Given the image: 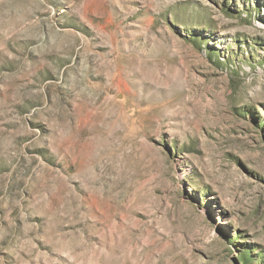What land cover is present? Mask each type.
<instances>
[{"label":"rangeland","instance_id":"obj_1","mask_svg":"<svg viewBox=\"0 0 264 264\" xmlns=\"http://www.w3.org/2000/svg\"><path fill=\"white\" fill-rule=\"evenodd\" d=\"M0 264H264V0H0Z\"/></svg>","mask_w":264,"mask_h":264},{"label":"bare ground","instance_id":"obj_2","mask_svg":"<svg viewBox=\"0 0 264 264\" xmlns=\"http://www.w3.org/2000/svg\"><path fill=\"white\" fill-rule=\"evenodd\" d=\"M108 2H109V1H108ZM110 2H111V1H110ZM111 4H112V3H111ZM172 101H173V100H172ZM172 101H171V103H172ZM134 103H135V102H134ZM123 104H124V103H123ZM129 104H130V102H129ZM167 104H170V102L167 103ZM174 104H175V103H174ZM179 104H180V103H179ZM131 105H132V104H131ZM170 105H171V104H170ZM172 105H173V104H172ZM175 105H176V104H175ZM153 107H154V106H152V109H153ZM164 107H165V106H164ZM166 107H167V106H166ZM128 108H129V106H128ZM125 109H126V108H125ZM160 109H161V108H160ZM179 109H180V108H179ZM166 110H168V109H166ZM150 111H151V110H150ZM168 111H169V110H168ZM176 111H178V110H176ZM176 111H175V112H176ZM179 111H180V110H179ZM152 112L154 113V110H153ZM152 112H151V113H152ZM158 112H159V111H158ZM170 112H171V111H170ZM170 112H169V113H170ZM175 112H174V113H175ZM149 113H150V112H149ZM151 113H150V114H151ZM159 113H160V112H159ZM159 113H158V114H159ZM171 113H173V112H171ZM174 113H173V114H174ZM176 113H177V112H176ZM155 114H156V112H155ZM173 114H172V115H173ZM177 114H178V113H177ZM142 115H143V114H142ZM146 115H147V114H146ZM163 115H165V114H163ZM150 116H151V115H150ZM150 116H149V118H150ZM152 116H153V115H152ZM152 116H151V117H152ZM156 116H157V115H156ZM156 116H155V117H156ZM174 116H175V114H174ZM155 117H154V118H155ZM166 117H167V116H166ZM140 118H141V117H140ZM147 118H148V117H147ZM144 119H145V118H144ZM138 120H139V119H138ZM144 121H146V119H145ZM148 121H149V120H148ZM155 122H156V121H155ZM155 122H154V123H155ZM147 123H148V122H147ZM142 125H143V124H142ZM146 125H147V124H146ZM109 229H110V228H109Z\"/></svg>","mask_w":264,"mask_h":264}]
</instances>
